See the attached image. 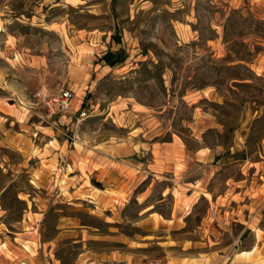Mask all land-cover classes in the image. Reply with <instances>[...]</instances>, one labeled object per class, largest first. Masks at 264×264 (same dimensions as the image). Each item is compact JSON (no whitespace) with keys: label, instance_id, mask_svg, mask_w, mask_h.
I'll use <instances>...</instances> for the list:
<instances>
[{"label":"rangeland","instance_id":"374dc122","mask_svg":"<svg viewBox=\"0 0 264 264\" xmlns=\"http://www.w3.org/2000/svg\"><path fill=\"white\" fill-rule=\"evenodd\" d=\"M0 264H264V0H0Z\"/></svg>","mask_w":264,"mask_h":264},{"label":"built area","instance_id":"2783aa9c","mask_svg":"<svg viewBox=\"0 0 264 264\" xmlns=\"http://www.w3.org/2000/svg\"><path fill=\"white\" fill-rule=\"evenodd\" d=\"M31 103V114H36L37 110L42 111L44 120H56L63 116H73V101L74 93L69 88H59L54 91L45 89L37 90L33 96ZM80 116H85V113H80Z\"/></svg>","mask_w":264,"mask_h":264},{"label":"crops","instance_id":"0c3cea01","mask_svg":"<svg viewBox=\"0 0 264 264\" xmlns=\"http://www.w3.org/2000/svg\"><path fill=\"white\" fill-rule=\"evenodd\" d=\"M23 106H24L23 110H25L27 115H29L31 117V113H32L31 105H27V106L23 105ZM177 146H178V143L175 140H172L170 143H167L164 148L163 147H159L157 145H153L149 149V153H150L151 159L154 160V161H158L159 159H161V160H166V162H168L170 160L168 155H170V157H172V155H173V153H175V151L180 153L181 150ZM133 170L137 174L139 172H141L138 169H133ZM148 171H150V172H148ZM148 171L144 170V171H142V173L144 172L146 174L153 175L151 170H148Z\"/></svg>","mask_w":264,"mask_h":264},{"label":"trees","instance_id":"16d2710c","mask_svg":"<svg viewBox=\"0 0 264 264\" xmlns=\"http://www.w3.org/2000/svg\"><path fill=\"white\" fill-rule=\"evenodd\" d=\"M113 58L114 54H112L111 52H107L102 56L101 60L106 62L108 65L113 66L115 65V63H118V61L114 60Z\"/></svg>","mask_w":264,"mask_h":264}]
</instances>
